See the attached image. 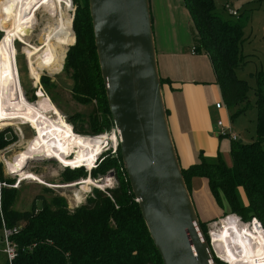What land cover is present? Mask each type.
<instances>
[{"label": "trees", "instance_id": "16d2710c", "mask_svg": "<svg viewBox=\"0 0 264 264\" xmlns=\"http://www.w3.org/2000/svg\"><path fill=\"white\" fill-rule=\"evenodd\" d=\"M180 1L191 19L195 52L208 57L222 102L228 108L247 104L249 87L236 76V71L245 64L241 54L243 26L220 18L216 14L215 0ZM83 10L75 12L72 23L75 44L71 21L69 28V21L62 17L65 25L62 41L67 35L66 46L74 44L66 56L74 80L72 96L81 105L97 101L98 109L93 114L103 113L104 117L99 127L91 128V133L75 128L74 132L100 136L107 126L112 123L114 128V125L100 75L88 7ZM80 13L85 14L80 16ZM255 79L256 140L248 144L230 141V167L221 157L210 160L200 155L197 164L181 171L188 191L192 179H206L220 210L227 208L244 222L255 220L264 231V151L261 148L264 143V72H258ZM160 83L163 87L168 81L160 78ZM247 108L246 105L239 109L233 118L244 114ZM3 146L0 141V149ZM117 152L118 167L116 160L109 158L92 173L94 177L117 171V186L104 192L95 191L73 214L52 210L45 203L39 211L34 207L25 212L16 211V194L12 188H6L12 181L3 177L0 167V228L2 223L9 229L20 227L12 238L17 247L12 264H162L131 192L119 147ZM204 227L205 224L200 223L209 243ZM214 261L224 264L216 258Z\"/></svg>", "mask_w": 264, "mask_h": 264}, {"label": "rangeland", "instance_id": "374dc122", "mask_svg": "<svg viewBox=\"0 0 264 264\" xmlns=\"http://www.w3.org/2000/svg\"><path fill=\"white\" fill-rule=\"evenodd\" d=\"M52 1L64 5L63 8L61 7L59 18L62 31L60 37L49 46L46 52L50 60L45 59L44 61V58L36 60L38 70L41 73L40 78H36L32 75L28 65L27 54L29 49L18 41L14 43L15 66L17 73H19L18 82L22 91V96L28 104L34 105L37 103L39 104V109L51 112V114H48V117L52 120H55L52 114L56 110L62 121L70 126L75 136L89 139L101 136L111 137L115 134L112 123L106 127L105 133L100 136H91V134L79 135L74 132L75 128L79 131L91 133V128L99 127V124L101 125L100 122L104 117L103 113L96 112L93 114V111H95L96 108L98 109L97 101L81 105L73 100L72 89L74 86V80L72 77V68L66 64L67 52L75 44V35L72 29L75 12L78 9L79 11L84 12L83 9L88 7L87 0ZM176 1L177 7L181 12V21L178 23L180 27L178 28L181 33L182 42L185 43L189 40L188 34L191 33L190 27L191 31H193V28L189 23V14L187 10L182 6L180 0ZM157 2L158 0H151V7H153L154 10ZM215 2L216 14L220 18L231 20L232 22H238L243 26L241 54L244 57L245 64L242 68L236 71V76L239 80L244 81L248 85L249 91L247 94V104L243 103L235 108H228L224 105L222 99H216L214 93L211 91L214 86L211 85L206 88L208 90V99H210L213 108L216 103L221 104L222 110L219 112L217 111V120L223 124V129L230 128L232 134L237 136V141L242 140L243 143L248 144L256 140L257 110L255 75L258 72H264V0H228L227 2L226 0H215ZM9 4L10 0H2L0 2V41L11 23ZM226 4H229L231 9L238 13L237 17H230L223 10V6ZM84 14L85 13H80V16H83ZM62 17H64L65 20H69V28L71 21L74 44L72 42L68 46H66L67 35L62 41L64 37H62V35L65 32L64 19ZM47 19L48 18L42 9L37 11L35 13L34 21L36 25L33 28L32 34H30L29 38L25 37L22 39V42H28L32 47H40L42 45V41L40 40L43 36L42 30ZM186 46L188 50H192L193 48L190 44H187ZM47 61L49 64L46 63ZM43 62L46 63L45 66L43 65ZM202 67L203 69H201L200 76L207 80V82L209 80V82L214 83V77L209 62H205V65ZM42 80L45 81L44 84H42ZM246 105L248 106L246 112L233 118V115ZM26 120L28 121L27 118ZM0 138L2 139L0 141L4 145L0 149V167L2 169L3 177L12 181L11 184L6 185V188H12L16 194V204L14 209L18 212L29 211L32 207H34L36 211H39L42 204L45 203L46 206L52 210L61 209L68 214H73L93 196L95 191L104 192L106 189H113L117 186V171L115 170L109 171V173L104 176L95 175L93 177L92 174L103 160L106 161L109 158H114L117 162V167L119 166L117 145L115 146L114 143H109L102 150V154L96 159L94 168L90 171L83 167H78L77 164L70 162L69 159L65 157H61L60 159L55 160L41 159L29 161L26 167L19 171V174H12L8 172L6 163L12 162L17 155L24 151L28 142H31L34 138V130L29 126H23L22 124L16 123L15 125L5 126L0 129ZM221 140V159L228 167H230L231 142L227 137H222ZM261 148L264 151V143L261 145ZM22 173H30L34 175V177L38 178L41 183L34 181L21 182L19 175ZM87 179H91L95 185H82L83 181ZM230 216L238 218L243 224L248 225L254 222H244L243 220H240L239 217L230 214L227 208H224L216 217L211 219V221L204 223V229L209 238V243H211L210 233L218 232V224L220 221H224ZM212 225H217V227L213 228ZM261 230L264 234L262 227ZM211 245L212 244H210V247ZM211 251L213 257L216 258L213 246L211 247ZM0 264H7L6 257L2 254H0Z\"/></svg>", "mask_w": 264, "mask_h": 264}, {"label": "water", "instance_id": "95a60500", "mask_svg": "<svg viewBox=\"0 0 264 264\" xmlns=\"http://www.w3.org/2000/svg\"><path fill=\"white\" fill-rule=\"evenodd\" d=\"M87 1L120 158L153 246L162 264H216L170 136L150 2Z\"/></svg>", "mask_w": 264, "mask_h": 264}, {"label": "bare ground", "instance_id": "6f19581e", "mask_svg": "<svg viewBox=\"0 0 264 264\" xmlns=\"http://www.w3.org/2000/svg\"><path fill=\"white\" fill-rule=\"evenodd\" d=\"M9 6L11 23L0 41V129L19 123L32 128L34 138L28 144L26 143L24 151L12 162L6 163V168L9 173L19 174L29 161L55 160L65 157L78 167L90 171L109 143H114L115 146L118 144L116 132L111 137L101 136L93 139L75 136L56 110L52 114L55 120H52L48 117L51 112L39 109L37 103L30 105L25 101L15 66L14 43L18 41L29 49L28 65L32 75L40 78L41 73L36 60L42 58L44 61L50 60L46 52L49 46L60 37L62 26L59 18L61 7L63 8L64 5L54 3L52 0H10ZM40 9L48 19L42 30L43 36L40 39L42 45L32 47L28 42L23 43L22 39L29 38L32 34L36 25L35 13ZM46 63L49 64L48 61ZM46 63L43 62V65L45 66ZM19 176L21 182L41 183L30 173H22ZM82 185L95 184L91 179H87ZM218 225V232L210 233L211 247L213 246L218 260L224 264H264V234L256 222L247 225L241 223L238 218L230 216L220 221ZM212 227L215 228L217 225Z\"/></svg>", "mask_w": 264, "mask_h": 264}, {"label": "crops", "instance_id": "0c3cea01", "mask_svg": "<svg viewBox=\"0 0 264 264\" xmlns=\"http://www.w3.org/2000/svg\"><path fill=\"white\" fill-rule=\"evenodd\" d=\"M149 2L158 73L168 81L162 87L168 128L179 165L185 170L197 164L200 155L210 160L221 157L222 137L216 125L217 111L221 110L212 107L207 86H214L211 91L216 99L221 96L208 57L195 52L190 25L189 40L182 42L177 1L158 0L155 10ZM189 23L192 26L190 16ZM187 44L193 46L192 50L186 48ZM205 62H209L214 83L200 76ZM188 186L199 222L207 223L221 212L206 179H192Z\"/></svg>", "mask_w": 264, "mask_h": 264}, {"label": "built area", "instance_id": "2783aa9c", "mask_svg": "<svg viewBox=\"0 0 264 264\" xmlns=\"http://www.w3.org/2000/svg\"><path fill=\"white\" fill-rule=\"evenodd\" d=\"M224 11L230 16V17H237L238 13L231 9L229 4H226L224 6ZM216 110H222L221 104L215 105ZM217 127L219 128L218 136L219 137H227L230 141H237V136L235 134H232L230 128H224L223 124L219 121L217 122ZM5 187V185L3 184ZM256 222L255 220H253ZM257 223V222H256ZM257 225H259L257 223ZM260 226V225H259ZM261 228V227H260ZM20 230V227H16L13 229L6 228L5 225L2 223V226L0 228L1 234H0V254L4 255L7 260V264H12L14 259L17 256V247L16 244L13 242L12 238L17 233V231Z\"/></svg>", "mask_w": 264, "mask_h": 264}]
</instances>
